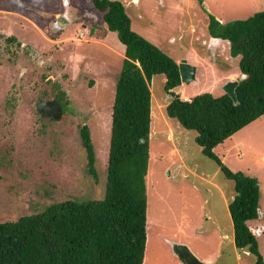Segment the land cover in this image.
I'll list each match as a JSON object with an SVG mask.
<instances>
[{"label": "rangeland", "instance_id": "obj_1", "mask_svg": "<svg viewBox=\"0 0 264 264\" xmlns=\"http://www.w3.org/2000/svg\"><path fill=\"white\" fill-rule=\"evenodd\" d=\"M119 1L134 31L176 62L184 58L195 66L194 78L175 89L180 97L217 95L225 81L243 78L224 41L210 36L207 25L211 15L220 22L243 19L264 9V0ZM122 50L91 0H0V221L51 202L103 196ZM163 82L164 75L156 74L149 83L147 233L140 264H187L177 254L183 246L208 264H253V255L233 242V181L201 152L196 130L166 114L171 95ZM58 89L66 102L55 120L37 112L36 104L43 91L53 99ZM83 124L97 180L87 172ZM218 146L225 153L218 147L216 154L228 168L257 179L259 213L248 224L264 260V115Z\"/></svg>", "mask_w": 264, "mask_h": 264}, {"label": "trees", "instance_id": "obj_2", "mask_svg": "<svg viewBox=\"0 0 264 264\" xmlns=\"http://www.w3.org/2000/svg\"><path fill=\"white\" fill-rule=\"evenodd\" d=\"M91 1L102 13L107 30L116 33L123 49L115 78L103 196L51 202L15 220L0 221V264L141 263L147 233L144 174L151 128L149 83L156 74L164 75L163 89L171 95L165 106L166 114L182 127L196 130L194 140L201 152L233 181L234 193L228 201V211L234 246L241 253L246 250L253 255V264H264L248 224L259 213L257 179L228 168L214 151L226 138L264 115V9L226 22L211 15L207 25L210 36L224 41L227 57L235 58L243 76L235 87L237 102L234 103L224 92L214 95L203 91L188 99L180 97L175 90L182 83L176 60L131 28L121 1ZM41 94L39 99H46V92ZM64 97L61 89L52 97L60 104L62 113ZM79 134L87 172L97 180L86 124L80 126ZM176 247L178 251L179 246ZM180 258L185 260L182 254Z\"/></svg>", "mask_w": 264, "mask_h": 264}, {"label": "water", "instance_id": "obj_3", "mask_svg": "<svg viewBox=\"0 0 264 264\" xmlns=\"http://www.w3.org/2000/svg\"><path fill=\"white\" fill-rule=\"evenodd\" d=\"M179 79L181 82L187 83L194 78L195 75V66L188 64L184 58L180 59L177 62ZM238 84V80H227L221 85V89L224 93H226L234 103L237 102V97L235 94V87ZM60 104L55 99H44L40 100L36 104L37 112L40 114L46 113L48 116H51L55 120H59L61 117V109ZM183 255V257L190 261L192 264H204L203 262H196L195 259L192 258L191 252L187 247L183 246L178 251V255Z\"/></svg>", "mask_w": 264, "mask_h": 264}, {"label": "crops", "instance_id": "obj_4", "mask_svg": "<svg viewBox=\"0 0 264 264\" xmlns=\"http://www.w3.org/2000/svg\"><path fill=\"white\" fill-rule=\"evenodd\" d=\"M216 40L218 39V38H215ZM212 47H214V46H212ZM190 96V95H189ZM218 147H221V146H217L216 148H214V151H217V148ZM221 150L222 151H219L220 153H225V151H224V147H221ZM221 157H222V155H221Z\"/></svg>", "mask_w": 264, "mask_h": 264}, {"label": "clouds", "instance_id": "obj_5", "mask_svg": "<svg viewBox=\"0 0 264 264\" xmlns=\"http://www.w3.org/2000/svg\"><path fill=\"white\" fill-rule=\"evenodd\" d=\"M191 97V95L189 96V98ZM184 99H188V98H184ZM221 158V157H220ZM189 250V249H188ZM190 251V250H189ZM178 254V253H177ZM191 256H193L192 254H191ZM188 262H190V261H188ZM196 262H198V260L196 259ZM199 262H201V261H199ZM204 264H208V263H206V262H204V261H202Z\"/></svg>", "mask_w": 264, "mask_h": 264}, {"label": "bare ground", "instance_id": "obj_6", "mask_svg": "<svg viewBox=\"0 0 264 264\" xmlns=\"http://www.w3.org/2000/svg\"><path fill=\"white\" fill-rule=\"evenodd\" d=\"M187 96H185L184 98H186Z\"/></svg>", "mask_w": 264, "mask_h": 264}]
</instances>
